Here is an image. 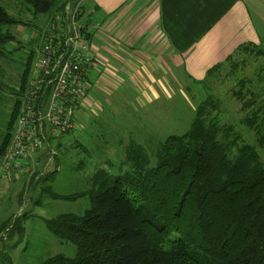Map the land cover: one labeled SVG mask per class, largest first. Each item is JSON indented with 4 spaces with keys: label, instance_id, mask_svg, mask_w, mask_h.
<instances>
[{
    "label": "trees",
    "instance_id": "trees-1",
    "mask_svg": "<svg viewBox=\"0 0 264 264\" xmlns=\"http://www.w3.org/2000/svg\"><path fill=\"white\" fill-rule=\"evenodd\" d=\"M19 1L35 17H45V24L71 0ZM14 23L19 21L0 5V28ZM82 30L88 39L86 26ZM10 38L0 30V61ZM32 53L14 92L17 97L0 142V158L12 135ZM206 83L212 88L225 86L238 105L236 122L221 121L224 103L207 90ZM192 85L202 88L205 98L194 107L186 131L167 135L151 155L110 129L113 116L91 124L97 128L94 136H87L92 131L69 130L48 138L47 155L54 169L42 176L33 174V185L60 171L72 156L75 171L90 162L93 167L88 189L50 196L90 199L83 213H62L46 222L59 241L75 246L74 256L58 254L39 264H264V162L260 159V152L264 153V36L258 43L239 45L184 90L190 93ZM107 132L111 133L106 138L111 134L119 142L121 160L114 167L108 159L95 166V151L107 142ZM19 217L24 219L25 214ZM15 228L0 227V264H11L8 242Z\"/></svg>",
    "mask_w": 264,
    "mask_h": 264
},
{
    "label": "crops",
    "instance_id": "crops-1",
    "mask_svg": "<svg viewBox=\"0 0 264 264\" xmlns=\"http://www.w3.org/2000/svg\"><path fill=\"white\" fill-rule=\"evenodd\" d=\"M83 1L88 7L81 5L80 23L90 34L86 42L92 55L108 64L103 83L111 94L106 97L100 87L90 91V109L83 117L88 130L112 116L107 105L127 107L130 93L132 102L151 104L168 95L170 74L184 90L187 79L202 80L239 45L258 43L264 36V0ZM35 159L33 168L39 165ZM15 184L13 176L0 190V202Z\"/></svg>",
    "mask_w": 264,
    "mask_h": 264
},
{
    "label": "rangeland",
    "instance_id": "rangeland-1",
    "mask_svg": "<svg viewBox=\"0 0 264 264\" xmlns=\"http://www.w3.org/2000/svg\"><path fill=\"white\" fill-rule=\"evenodd\" d=\"M0 5L5 8L12 18L19 21V23L5 25L0 28L1 33L6 32L12 36L4 45L0 61L1 142L8 131L7 124L17 97L14 92H16L19 78L31 52H33L31 55L34 58V51L39 44L38 30H41L46 19L43 16L35 17L32 9L22 5L19 0H0ZM82 6L87 8L88 3L83 1ZM86 17L85 15L84 18ZM168 79V95L162 94L158 100L151 101V104L144 105L132 102L134 95L130 92H123L126 94L130 93V95L128 94L130 98L126 97L127 107L119 109L113 107V109L107 105L108 110L115 119L111 121L112 123L109 122L110 129L113 132H119L121 134L120 137L123 139H131L135 143H139L150 155L167 135L170 133L181 134L186 131L192 118L194 107L200 100L205 98L202 88L192 85L189 93L186 89L182 90L179 81L172 77L171 74ZM187 82L190 85L193 81L191 82L187 79ZM200 85H202V82ZM205 87L209 92H213L218 100L224 103L221 121L236 122L239 116L238 105L229 98L228 93L225 91V86L212 88L209 83H206ZM179 89L183 92V97L187 99L185 100L186 102ZM109 98H111V94ZM87 127L88 124L84 125L82 130L93 132L92 134L87 133V136L97 134V128L94 127L88 130ZM109 133L111 132L105 134V138ZM110 135L106 138L107 142H102V149L95 151L93 165L95 164L96 166L97 164L100 166L105 159H108L112 167L120 162L122 157V150L119 148L120 144L117 140H112ZM64 136L66 137V135ZM100 141L104 140L100 139ZM47 147L46 143L41 149L34 152L33 155L38 157V167L33 168L32 166L37 158L32 157L33 160L31 162L27 161L28 170L23 175L14 176L16 184L6 191L4 200L0 202V226L6 223L8 228L12 225L16 227L13 230L14 236L8 242V245L12 246L9 251L11 264H39L42 260L54 255L60 254L72 257L75 254V246L69 242L59 241L47 228L46 222L48 219L62 213H83L89 207L90 199L88 196H84L76 200H55L50 196L51 194H69L88 189V174L93 166L90 165V162L81 171H75L74 160L76 158L72 156L69 164H64L60 171L55 172L40 184L33 185L31 183L33 182L31 179L33 174L36 173L42 176L54 169L53 159L47 155L50 147ZM260 159L264 162L263 152H260ZM17 196L20 197L18 201ZM18 203H21L20 207ZM22 213L25 214L24 219L19 217ZM18 228H20L21 232Z\"/></svg>",
    "mask_w": 264,
    "mask_h": 264
},
{
    "label": "built area",
    "instance_id": "built-area-1",
    "mask_svg": "<svg viewBox=\"0 0 264 264\" xmlns=\"http://www.w3.org/2000/svg\"><path fill=\"white\" fill-rule=\"evenodd\" d=\"M81 5L82 0L68 1L38 34L12 135L0 158V190L28 170L27 161L48 138L82 130L93 88L109 96L103 83L108 64L91 53L80 23Z\"/></svg>",
    "mask_w": 264,
    "mask_h": 264
}]
</instances>
